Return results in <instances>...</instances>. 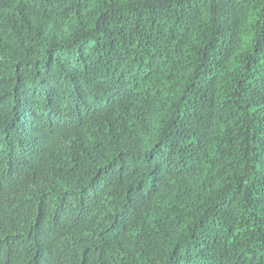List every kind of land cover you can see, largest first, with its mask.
Segmentation results:
<instances>
[{
  "label": "trees",
  "instance_id": "trees-1",
  "mask_svg": "<svg viewBox=\"0 0 264 264\" xmlns=\"http://www.w3.org/2000/svg\"><path fill=\"white\" fill-rule=\"evenodd\" d=\"M0 264H264V0H0Z\"/></svg>",
  "mask_w": 264,
  "mask_h": 264
}]
</instances>
